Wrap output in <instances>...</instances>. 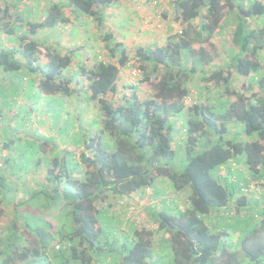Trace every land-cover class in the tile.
<instances>
[{
  "label": "trees",
  "instance_id": "1",
  "mask_svg": "<svg viewBox=\"0 0 264 264\" xmlns=\"http://www.w3.org/2000/svg\"><path fill=\"white\" fill-rule=\"evenodd\" d=\"M125 1L0 0V264H264V0H171L180 29L132 50L104 28ZM85 20L107 62L88 66L40 38ZM223 31L228 50H216ZM133 63L147 97L120 94V68ZM34 89L84 94L99 112L77 160L38 131L34 160L4 138L6 113L21 91L33 111ZM19 113L10 118L34 131ZM149 189L162 198L148 210L153 228L103 223L112 198Z\"/></svg>",
  "mask_w": 264,
  "mask_h": 264
},
{
  "label": "rangeland",
  "instance_id": "2",
  "mask_svg": "<svg viewBox=\"0 0 264 264\" xmlns=\"http://www.w3.org/2000/svg\"><path fill=\"white\" fill-rule=\"evenodd\" d=\"M170 2L171 0H132L115 4L106 13L108 16L107 22L104 25L106 34H109L114 42H120L130 50L139 45L146 46L155 43L160 45L163 41L167 40V35L173 34L180 29L172 21ZM262 18H264V15ZM84 23V27L81 25L74 26L76 25L74 22L73 26H62L61 31L53 29L49 30V32H43L40 38L50 42L51 45H55L56 48H60L59 50L61 51L76 49L75 53L78 57H81L78 60H83L88 66H91L93 62L95 63L94 60L107 62L108 59L101 53L102 49L99 42L95 40L92 34L93 25L91 26V24L93 23H91V20H85ZM250 23L252 24L253 22L250 20ZM223 32L225 33L220 32L214 40L216 50L220 46L222 49L228 50L226 39L228 32ZM84 45L91 48L83 49ZM85 50H89V52L86 53ZM86 56L87 60L84 59ZM220 58V56H216L212 63L216 65ZM120 71L119 85L121 95H129L131 93L130 86L134 87V93L140 98L151 94V85L145 82L138 83L139 78L134 63L129 68H120ZM23 92L21 91L17 98L18 105H15L17 109L13 108V112L6 113L8 119L4 120L3 125L8 129L2 130L4 138L15 142V150H18V148L22 150V158L34 160L37 158L40 148L32 136L34 135L37 139L35 131H38L39 134H42L47 139H51L49 146L56 145L59 149H66L72 152L77 160L80 153L84 150V143L81 140L82 136L87 133L85 131L89 126L95 128L98 124L96 115H99V112L95 106L85 100L84 94H80L78 97L75 96L74 99L68 101V98L40 96L34 89V92L30 94L31 103L29 105L33 111L29 113L26 111L24 105L26 98L25 96L23 97ZM196 100V92L192 90L190 96L184 100V103L186 106H189ZM17 110L20 112L19 118L29 120V126L34 131H31L28 125L19 126L16 119L10 118L12 113ZM173 137L179 138V132L175 133ZM76 139L82 142H76ZM8 151L10 152V150ZM13 152L12 150L11 153ZM0 155L2 157L6 155L3 146L0 148ZM20 163L22 164L23 162L20 161ZM234 168L238 169L239 167ZM38 174L41 173L37 172L35 176ZM23 178H25L27 185L31 184L29 174L27 176L23 175ZM160 199L162 198H154L150 189L145 194L133 198H125L123 200L112 198L109 205H105L108 207L109 212L105 216L103 223L107 226L110 221L112 228L117 230L120 228L119 231L129 230L132 226L138 229L142 227L151 229L154 226L150 221L148 210L150 211V207L160 202ZM164 199L166 201L173 199V202L181 210L186 206V201L181 195H168L164 196Z\"/></svg>",
  "mask_w": 264,
  "mask_h": 264
},
{
  "label": "crops",
  "instance_id": "3",
  "mask_svg": "<svg viewBox=\"0 0 264 264\" xmlns=\"http://www.w3.org/2000/svg\"><path fill=\"white\" fill-rule=\"evenodd\" d=\"M153 33H155V32H153ZM153 33H151L152 35H153ZM164 36V35H163ZM158 37H160V36H158ZM161 38V37H160ZM164 42V41H163ZM179 130V129H178Z\"/></svg>",
  "mask_w": 264,
  "mask_h": 264
}]
</instances>
